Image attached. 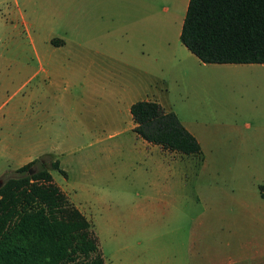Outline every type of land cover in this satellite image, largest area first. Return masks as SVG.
<instances>
[{"label": "rangeland", "instance_id": "1", "mask_svg": "<svg viewBox=\"0 0 264 264\" xmlns=\"http://www.w3.org/2000/svg\"><path fill=\"white\" fill-rule=\"evenodd\" d=\"M147 2L137 0L139 14L148 11ZM98 4L103 0H0V103L5 102L0 116L10 109L11 119L1 127L0 139L14 134L15 127L18 132L30 90L46 88L49 132L37 158L90 221L104 264H264V142L251 140L254 128H264V64L251 71L222 64L172 67L160 52L157 65L134 43L139 62L154 65L150 75L142 76L141 94L150 93V87L158 92L164 106L200 140L198 154L176 156L174 165L172 156L165 157L168 165L154 154L152 163L131 131L111 137L99 130L94 138L83 137L63 117L74 112L82 119L92 108L87 99L89 47L95 43L104 49L116 38L131 41L122 34L112 38L117 27L103 10L98 12ZM163 5L169 7L166 1ZM127 10L129 15L136 11ZM164 45L159 42L158 48ZM37 57L53 62L49 79L38 71ZM95 82L98 118L109 103ZM38 104L33 100L31 105ZM55 160L65 175L51 168ZM13 170L1 174L0 181L14 176ZM206 221L249 223L242 238L257 246L251 244V253H234L237 238L220 231L212 242L219 253H207L194 229ZM170 224L179 226L171 229Z\"/></svg>", "mask_w": 264, "mask_h": 264}, {"label": "trees", "instance_id": "2", "mask_svg": "<svg viewBox=\"0 0 264 264\" xmlns=\"http://www.w3.org/2000/svg\"><path fill=\"white\" fill-rule=\"evenodd\" d=\"M180 41L203 63L264 64V0H189ZM130 113L143 140L181 155L201 152L176 113L158 102L137 100ZM50 166L65 175L57 160ZM14 174L0 186V264H104L90 221L43 159Z\"/></svg>", "mask_w": 264, "mask_h": 264}, {"label": "crops", "instance_id": "3", "mask_svg": "<svg viewBox=\"0 0 264 264\" xmlns=\"http://www.w3.org/2000/svg\"><path fill=\"white\" fill-rule=\"evenodd\" d=\"M164 1L167 2L169 7L163 5ZM188 1L189 0H148L147 4L149 8L145 14L138 13L137 0H103V5L98 4V12L103 10L105 19L113 22L112 24L117 27V31L112 32V38L114 39L116 34H122L121 36L124 35L125 38L129 37L131 41L126 42L116 38L118 41H116L115 45L111 42L110 47L101 49L95 45V36L92 32L90 33V38L93 40L94 45L89 47L87 99L92 102V108L88 111L87 116H82V119L80 116L75 115L74 112H72L70 118L64 114L63 117H67L65 122L71 124L83 137L93 136L94 138L99 130L103 133H107L111 137L123 133L126 130L131 131L135 137L139 139L141 147L146 149L147 157H150L152 163L154 161V154L158 156L159 162L168 165L170 162L166 160V156L173 157L171 160L173 165L178 161L176 156L186 157V155H181L173 151L162 150L159 145L149 143L137 136L133 131L135 122L130 113V106L137 100H152L158 102L165 110H171L164 106L161 98H159V93L153 92L151 87L150 93L145 92V94H141V91L144 90L141 86L142 76L143 74L150 75L149 67H153L154 65H152L153 62L152 64H148L151 61L146 63L139 62V58L136 56L137 48L134 46V43L140 44V46L144 48L143 50L146 49L148 51L146 53L148 57H150L149 59H153L157 65H159L160 61V52L167 56V59H169L168 61L172 62V67L175 65H178V67H190L197 64H202L204 66L216 65L215 63L201 62L180 41V32ZM128 8H135V13L129 15ZM127 14L129 15L128 17ZM126 18L129 19V22L125 20ZM176 19H178V22L175 25L174 22ZM91 22H93V16ZM159 42L165 43L161 49L158 48ZM62 43L63 45L65 44V42ZM145 45H147L146 48ZM37 58L39 60L38 71L43 72L44 78L49 79L52 74L51 67L53 66V62L51 60L43 62L42 59L39 57ZM145 64H147V66H145ZM222 65L251 71V69L256 68L255 66L260 64L226 63ZM38 71L29 76V80ZM127 71H130V79L127 78L129 77ZM95 81L100 83L99 88L101 95L104 100L109 103L106 111L98 115V118L94 109L95 95L97 93ZM139 87L141 89H139ZM33 100L39 103L38 106L34 108L31 105ZM25 102V112L18 124V129L22 130L23 136H19L21 131L18 130L17 133L15 132V127L14 134L7 133L0 139V175L4 174L8 169L15 170L43 154V147L46 145L49 132L47 89L40 87L39 93L30 90V93L26 96ZM4 103H0V110L3 108ZM261 116V114H257L254 117L260 120ZM10 121V109H8L7 113L0 116V129L5 123ZM184 127L195 136L198 142H200L193 130L187 126ZM16 134H18V136H16ZM251 140H253L252 142L254 143L264 142V128H254ZM58 186L68 197H71V193L68 189L60 185ZM213 211L214 210L211 208L206 209V212L209 213ZM169 226L173 229L172 227L179 225L170 224ZM195 226L194 229L200 231L195 236L205 240L206 244L204 249L207 253H211L213 250L216 251V255L219 253L217 245L215 244L213 247L212 242H217L213 237L216 238L219 236L218 233L220 231L227 232L230 237L237 238V245L235 249L232 250L234 253H239L240 250H244V252L249 251L251 253V244L252 246H257L255 241L250 240L248 242L242 238L247 235L245 231L251 229V224L249 223H216L206 221ZM189 227L188 229L191 231V226L189 225ZM189 236L191 241V232ZM210 236L211 238L208 239ZM226 246H229V244ZM248 256L251 257V254ZM255 258L256 256L254 255L251 257L252 260ZM230 261L232 262V260Z\"/></svg>", "mask_w": 264, "mask_h": 264}, {"label": "water", "instance_id": "4", "mask_svg": "<svg viewBox=\"0 0 264 264\" xmlns=\"http://www.w3.org/2000/svg\"><path fill=\"white\" fill-rule=\"evenodd\" d=\"M32 171H30V173H31ZM2 185V181H0V186Z\"/></svg>", "mask_w": 264, "mask_h": 264}]
</instances>
